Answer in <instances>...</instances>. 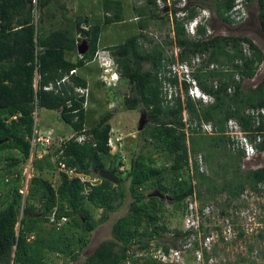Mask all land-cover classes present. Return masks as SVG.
I'll return each instance as SVG.
<instances>
[{"label":"trees","instance_id":"16d2710c","mask_svg":"<svg viewBox=\"0 0 264 264\" xmlns=\"http://www.w3.org/2000/svg\"><path fill=\"white\" fill-rule=\"evenodd\" d=\"M211 1L209 8L217 18L233 25L227 14L236 0ZM146 2V10L135 8L139 16L136 33L122 43L104 48L120 79L129 85L130 94L122 98L124 108L128 111L142 108L148 120V125L133 138L132 151L126 152L119 143L120 148L111 153L108 141L113 111L108 110L89 126L94 109L84 108L85 97L75 93V88L88 90V105L98 103L99 99L91 95L94 89L81 73L100 49L102 30L125 22L123 3L105 0L103 19L95 20L78 13L68 17L70 10L60 0H0V155L18 154L6 158L7 169L0 173V264H49L52 256L67 263L77 262L89 243V235L108 220L109 213L122 206L127 195L131 198L128 213L112 224L111 239L100 243L82 264H162L151 256L137 254H148L152 248L165 253L176 248L174 244L169 247L155 242L171 234L160 223L166 200H171L183 216L187 201L197 199L202 204L199 209L202 215L207 202L216 195L226 194L229 201H234L247 190L263 194L264 167L241 171L243 153L229 149L225 127L229 120H235L257 152H264V115L255 119L248 113L264 109V75L254 87L243 86L244 81L256 75L263 52L244 36L212 35L196 41L189 38L184 23L197 15L196 5L186 8L188 14L184 19L173 16L172 39L153 42L146 34L147 22L157 18L159 12L155 11L156 0ZM243 3L257 5L253 19L264 40V0H243ZM158 18L169 24L167 14ZM54 21L63 24L54 28L58 25L52 24ZM198 33L203 35L205 29L199 27ZM82 35H86L84 40ZM83 41L87 51L79 55L77 46ZM172 45L179 48L178 62L199 57L200 63L190 75L199 89L211 97L210 103L191 99L186 82L181 85L184 96L177 93L167 99L165 85L179 87L176 76L166 75L167 66L175 63L166 49ZM245 47L250 55L244 53ZM212 64L216 67L211 69ZM73 70L69 82L56 86ZM35 76L39 77L36 84ZM49 84L54 89L45 91ZM94 88L98 93L108 91L100 79ZM39 109L56 112L54 119L71 128L73 136L63 140L53 154H42L41 146L34 148L31 178L22 193L24 177L17 167H23L30 158L29 141L36 131ZM202 125H210L212 133L203 131ZM49 129L55 130L52 126ZM81 134L88 139L78 143L75 138ZM140 139L144 142L136 152ZM144 150L147 151L143 153ZM152 150L166 153L171 158L170 165L157 167ZM198 156L205 166L202 171ZM54 157V163L51 162L57 169L62 163L75 174L96 178L97 182L81 183L59 171V182L53 185L34 175L35 171H43L45 162ZM103 171L113 172L118 177L117 183L99 177L98 173ZM147 190L150 192L146 193ZM156 193L161 197L153 195ZM93 209L101 211L97 220ZM51 214L56 222L62 218L67 221L60 227L50 224ZM221 214L226 215L223 211ZM198 232L203 233V239L207 237V229L201 223L195 232L175 229L173 240H180L183 245L196 238ZM258 237L264 239V232ZM192 243L194 251L199 249L197 240ZM202 253L207 262V251L203 249Z\"/></svg>","mask_w":264,"mask_h":264},{"label":"rangeland","instance_id":"374dc122","mask_svg":"<svg viewBox=\"0 0 264 264\" xmlns=\"http://www.w3.org/2000/svg\"><path fill=\"white\" fill-rule=\"evenodd\" d=\"M60 1L65 3L68 9L70 10V14L68 17H70L74 13H78L87 16L88 18H93L95 20L103 19L104 10L102 5L105 0ZM118 1L122 2L124 5L123 7L125 8V22L118 24L115 23L109 25L108 27H105L102 30L99 38V46L117 45L125 41V39L129 36L135 34L136 23L139 21L138 14L136 13L135 8H141L143 10L147 9L146 0ZM170 1L172 5L173 0ZM185 3H188V6L196 5L200 10H206V13H208L209 15V19L206 21V24L209 26L210 34L221 36L247 37L248 39L252 40V42L264 54V40L258 32L256 21H254L253 19L257 10L256 4H247L243 8L244 16L242 17V19L238 20L235 24L233 23V25H229L219 20L215 14V11L212 10V8H209V5L212 3L211 0H185ZM162 4L166 5V3L162 0H157V6ZM150 8L152 7L150 6ZM158 12L160 16L168 12V10L161 12V10L158 9ZM156 15L158 16V14ZM60 17L61 16H59L58 18ZM158 17L152 20H148L146 29L147 37L153 42L157 41L162 43L164 40L168 42L170 39L173 38V27L171 29V24H164L160 21ZM52 24L56 25L58 24V22L54 21ZM60 24L63 23H59L57 26L53 27H59ZM166 49L168 54H172L174 58V54L177 53L178 56L179 48L175 45H172L171 47H166ZM101 56L103 57L101 58V60L97 59L99 63L93 61V63L97 64V66H99L98 64H103L104 62H107V54H102ZM103 69H106V67L103 66L100 69V72L101 74L106 75L105 73H107L108 70L104 71ZM112 69H114V64ZM263 75L264 58L254 78L244 81L243 86L245 88L254 87L261 80ZM93 89L94 92L91 94L92 98L94 97L96 100H98L99 97V101H103L107 105L103 106L102 103H100L99 101L98 103H95V110L94 113L89 116L88 125L91 126L95 124L99 120V117L105 114L108 110L113 111V117L110 120V124L112 126L111 139L113 142V151L116 150L117 141L118 145L120 143L121 148L122 146L126 148V152L132 151L131 149L134 148L133 138L137 136L139 120L144 115V111L142 108H139L134 111H128L124 108L122 98L125 95L130 94L129 85L120 79L115 87L107 88L106 90L108 91L98 93L94 87ZM100 104L102 105V107L100 106ZM54 116H57L56 112L39 109L37 111V116L35 120L36 131L39 133H46V130L50 128V126H52L54 129H56L57 134L62 133V131L63 133L67 132L69 127L62 121H56L57 119H54ZM184 117H187L186 113ZM146 125H148V120L145 116V127ZM138 142L140 143V145L136 149V152L140 151V147H142L141 145H143L144 141L140 139ZM52 143L53 144H51V146H49L48 148L41 147L42 151H44L42 154H53L62 142L59 139H55V141ZM148 149H150V146L148 147ZM146 151L147 150H144L143 153H145ZM151 153L153 158L155 159V165L157 167L170 165L171 158H169L166 153H157L155 150H152ZM9 156H18V154L12 153L10 155V153L8 152L1 153V174H4V171L7 169L6 165L8 164V161L6 160V158ZM54 160L55 157L50 159L49 162H45L43 171H35L34 175H40L42 176V178L49 180L53 185H57L59 182V171L56 168V164H53ZM220 161L221 160H217V162ZM24 166H18L17 169L21 168L23 172ZM257 167H264V154L258 155L251 162H244L242 160L241 171L255 169ZM29 174L31 175V173ZM125 187H128V183H125ZM148 192L150 191L147 190L146 193ZM130 202L131 198L129 197V195H127L122 206L117 211L109 213L108 220L99 224V226L89 235V243L86 248L82 250L79 260L77 262L67 263L60 257L58 258L56 256H52L51 263L82 264L86 256H88L100 243L111 239L112 224L118 218L128 213V205ZM171 202V200H166V203L164 204L165 212L160 222L169 231H171V234L165 236V238L163 239H156L155 242H160L161 245H167L169 247L174 244L177 249L183 251L185 264H194V262H192L193 256L196 254V252L194 254V249L192 246V242L194 240L198 241L199 249H201L198 253H201L202 250L205 249L209 256L207 262H205L202 257V262H200V264H264V239H260L258 237L260 233L264 232V192L261 195H257L247 190L243 194V196L234 201H229V198L226 194L216 195L214 199L207 202V207L203 209L202 215L199 214V209L202 204L201 201L197 199L187 201V212L183 216L181 215L180 209H177L176 205L172 204ZM190 207H193V209H196L197 211V216L195 215V217H190V215H188L190 217V221L194 222V224L192 222L191 224H189L186 221V215ZM222 211L225 212L226 215H222ZM92 214L94 219L97 220L100 217L101 211L93 209ZM201 223L203 224L204 229H207L205 235V237L209 236L207 240L209 242L207 244H204L205 238H202L203 233L201 232H198L196 238L190 239V246L188 245L186 247L187 250L184 248H180L183 246L180 245V240H173L172 232L175 229L186 231L190 227H196ZM75 235V237L78 238L79 234L76 233Z\"/></svg>","mask_w":264,"mask_h":264},{"label":"built area","instance_id":"2783aa9c","mask_svg":"<svg viewBox=\"0 0 264 264\" xmlns=\"http://www.w3.org/2000/svg\"><path fill=\"white\" fill-rule=\"evenodd\" d=\"M167 10H168V17H169V21L170 23H172L173 20V14H172V7L173 4L171 5V1L167 0ZM185 5V3H183V6ZM184 15H186L184 12L183 13H177L176 17L180 18L183 17ZM230 18V20L234 21V24L237 23L238 20L242 19V17L244 16V13H242L241 16H236L235 11L231 10L228 14H227ZM244 53L247 55H250V50L248 47L244 48ZM168 54V52H167ZM170 56H172V54H168ZM100 54L96 53L95 54V58L100 59L99 57ZM175 56V63L173 64H169L167 66V72L166 75L167 76H176L178 79V84L179 87L178 89L173 88L169 85H165V90L167 92V99L170 100L173 96H175L177 93H179L181 96L184 95L183 90L181 85L183 84V82H186L187 84L191 83V84H195L193 78L190 75V65L187 64V62H178L177 59V53L174 54ZM198 62V59H196L195 61H192V64H196ZM100 66H103L104 64H99ZM216 66L214 64L210 65V68H215ZM75 71H70L69 75L64 76L61 81L56 83V86H59L61 83H67L69 82V76L74 74ZM38 76H35V84L37 83L38 80ZM101 81L104 82V84L108 87L111 84V80L110 78H107L106 75H102L101 76ZM54 89V86L52 84H49L48 86H46L44 88L45 91H51ZM75 93H77L79 96H84L85 97V101L83 103L84 108H87V97H88V90L85 88H75ZM189 95L191 97H195L197 96V91L195 89H191L189 88ZM202 99H205L206 102H211V98L206 96V95H202ZM249 115H251L253 118H257L260 114L264 115V109L261 110H248ZM185 116V114H184ZM186 118V117H185ZM36 119V118H35ZM226 135L229 137V149L232 152H236V151H240L243 153V161L244 162H251L253 161L258 155L264 154L263 153H258L257 150L254 147V144L251 143L249 141V139L246 136V133L241 129V127L239 126V124L235 121V120H229L226 123ZM202 130L207 132V133H212L213 129L210 125H202ZM88 139V137L85 134H81L78 135L75 140L78 143H83ZM52 138H51V134H42L39 133L37 131L33 132V135L30 139V146H31V155L30 158L28 160V162L25 164L24 169H23V177H24V181H23V188H22V193L26 192L27 189V185L28 182L31 178V175L29 174V169L31 171L32 165H31V161H32V151L34 150V148H36L37 146H41L43 148H46L48 146L51 145L52 143ZM259 141V138H257L256 142ZM118 142V141H117ZM116 142V143H117ZM108 146L111 148L112 153L116 152L120 146L116 144V150L113 151V142L112 139L110 138L108 141ZM192 157L189 159V167L190 169H192ZM198 163H199V170L202 171L204 169V166L202 164V159L200 156H198ZM258 168V167H257ZM256 169V168H255ZM58 170L61 172L66 173L70 178H77L80 180L81 183H85V182H90L91 184L96 183L97 179H91L89 177L86 176H82V175H77L73 172V170H68L66 169L65 165L62 163H59L58 166ZM120 171H123V168L120 167L119 168ZM261 188L264 192V182L261 185ZM190 215V217H195V215L197 216V211L196 209H193V207H190L188 209V213L186 215V221L191 224L192 221H190V217L188 216ZM67 221L66 218H62L60 221L56 222L54 215L51 214V216L49 217V223L53 224L57 227H60L61 225L65 224V222ZM194 224V222H192ZM193 226V225H191ZM200 227V224L197 225L196 227H190L189 229H192L194 232L198 231ZM188 229V230H189ZM187 231V230H186ZM209 238L206 237L204 240V244H207L209 241H207ZM190 244V239L186 242L183 243V246L180 248H184L187 250V246ZM190 246V245H189ZM153 250V251H151ZM149 251V253H138L137 256H142V255H148L151 256L152 259L157 260L158 262L162 263V264H185L184 263V254L183 251L177 248H170L168 250L167 253L163 252L160 249H151ZM201 249H197L196 251H194V254L196 252V254L193 256L192 262H194V264H200V262H202V257H203V253H198L200 252Z\"/></svg>","mask_w":264,"mask_h":264},{"label":"clouds","instance_id":"9594fccd","mask_svg":"<svg viewBox=\"0 0 264 264\" xmlns=\"http://www.w3.org/2000/svg\"><path fill=\"white\" fill-rule=\"evenodd\" d=\"M159 1V0H158ZM163 2H165L166 3V1L167 0H162ZM175 0H173L172 1V4H173V7H172V14H173V16H175L176 17V14L177 13H185L186 15H184L183 17H180V18H177L176 17V19H184V18H186L187 17V7H188V3H185V0H180V1H176V2H174ZM156 2H157V0H156ZM183 3H185V5L183 6ZM159 7V8H158ZM245 7V5H244V3H243V0H236V3H235V6H234V8L232 9V11L234 10L235 11V13H236V16H241L242 15V13H243V8ZM158 9H160L161 10V12H164L165 10H167V3H166V5H156V10L158 11ZM197 10V15L195 16V17H193L192 19H190V20H187L185 23H184V30H185V33H186V35L189 37V38H191V39H194L195 41L196 40H198V39H202V37H205V38H207V37H209V36H212V34H210V31H209V26L206 24V21L209 19V15H208V13H206V10L204 9V10H200V9H196ZM174 11H175V13H174ZM165 14H167L168 15V12H166ZM229 17V16H228ZM137 20V19H136ZM138 20H139V16H138ZM134 21V20H133ZM232 21V20H231ZM233 23H234V21H232ZM169 24H171L170 23V21H169ZM199 27H203L204 29H205V33L202 35V34H199L198 33V29H199ZM143 33H145V31H143ZM195 37V38H194ZM96 53H99L100 54V58H103L101 55L102 54H107V56H108V58H107V62H104L103 64V66H105L106 67V69H103L104 71L105 70H108L107 71V73H105L106 74V77L107 78H110V80H111V84H110V86H106L105 84H104V82L103 81H101L103 84H104V86H105V88H110V87H115L117 84H118V81L120 80V76H119V74L117 73V71H116V66H115V64L113 63V61L111 60V58L109 57V55H108V53H107V51L106 50H104V49H98V51L96 52ZM95 53V54H96ZM196 59H198V62L195 64H192V61H195ZM93 61H96V62H98L97 61V58H95V55H94V59H93ZM114 64V69H112L113 68V64ZM93 63V62H92ZM99 63V62H98ZM200 63V59H199V57H196V58H193V59H191L190 60V62H187V64L188 65H190V74H191V72H192V70H193V67L195 66V65H197V64H199ZM93 64H95V63H93ZM97 65V64H96ZM99 65V64H98ZM103 66H100L99 65V67L100 68H102ZM259 68V67H258ZM102 75H104V74H101L100 75V77H99V79L101 80V76ZM194 80V79H193ZM194 85L193 84H191V83H189L188 85H189V88H191L192 90L193 89H195L196 91H197V96H195V97H191L190 95H189V88H188V93H187V95L191 98V99H194V100H201L204 104L205 103H208V102H206L205 101V99H202V95H205L200 89H199V87L197 86V84H196V82H195V80H194ZM184 96V95H183ZM207 96V95H206ZM209 97V96H208ZM211 98V97H210ZM210 103V102H209ZM88 106V105H87ZM117 144V143H116ZM118 145V144H117ZM111 153H112V151H111ZM115 153V152H114Z\"/></svg>","mask_w":264,"mask_h":264},{"label":"crops","instance_id":"0c3cea01","mask_svg":"<svg viewBox=\"0 0 264 264\" xmlns=\"http://www.w3.org/2000/svg\"><path fill=\"white\" fill-rule=\"evenodd\" d=\"M106 47H108V46H106V45H100V48L101 49H104V48H106ZM100 70L101 68L98 66H96V64H93V63H90V64H88V66H87V69H85V71H83L81 74L82 75H84L85 76V78L88 80V83H89V85L93 88L94 87V85H95V83H96V81L99 79V77H100V75H101V72L98 70V69ZM97 70H98V72H97ZM98 99H99V97H98ZM102 102V105L104 106L105 105V103L103 102V101H101ZM94 105H95V103L94 102H92L91 104H89L88 105V109H90V110H92V108L94 109L95 107H94ZM102 105L100 104V106L102 107ZM110 105V104H109ZM95 110V109H94ZM42 134H51L52 136H51V138H52V142H54L55 141V139H59L61 142L63 141V140H67V139H69V138H71L72 136H73V133H72V130H71V128H69L68 130H67V132H64L63 134H64V136L62 137L61 136V133H60V135L59 134H57V131H56V129L55 130H53V129H49V130H47L46 131V133H42ZM29 143H30V141H29ZM52 144V143H51ZM59 171V170H58ZM30 173H32V170L30 171Z\"/></svg>","mask_w":264,"mask_h":264},{"label":"water","instance_id":"95a60500","mask_svg":"<svg viewBox=\"0 0 264 264\" xmlns=\"http://www.w3.org/2000/svg\"><path fill=\"white\" fill-rule=\"evenodd\" d=\"M81 38L84 40L86 38V35H82ZM86 51H87V45L83 41L80 45L77 46V53L79 55H83ZM144 126H145V116L143 115L141 117V119L139 120V125H138V128H137V132L138 133L141 132L143 130ZM98 175L102 179L107 180V181H109L111 183H114V184H116L117 181H118V177L111 171L99 172ZM153 195L158 196V197L160 196L157 193L153 194Z\"/></svg>","mask_w":264,"mask_h":264},{"label":"flooded vegetation","instance_id":"af4514ba","mask_svg":"<svg viewBox=\"0 0 264 264\" xmlns=\"http://www.w3.org/2000/svg\"><path fill=\"white\" fill-rule=\"evenodd\" d=\"M145 116V115H144Z\"/></svg>","mask_w":264,"mask_h":264}]
</instances>
